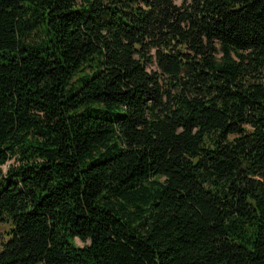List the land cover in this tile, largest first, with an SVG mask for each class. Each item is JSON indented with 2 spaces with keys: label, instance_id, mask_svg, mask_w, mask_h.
Instances as JSON below:
<instances>
[{
  "label": "trees",
  "instance_id": "obj_1",
  "mask_svg": "<svg viewBox=\"0 0 264 264\" xmlns=\"http://www.w3.org/2000/svg\"><path fill=\"white\" fill-rule=\"evenodd\" d=\"M10 160L0 264H264V0H0Z\"/></svg>",
  "mask_w": 264,
  "mask_h": 264
},
{
  "label": "rangeland",
  "instance_id": "obj_2",
  "mask_svg": "<svg viewBox=\"0 0 264 264\" xmlns=\"http://www.w3.org/2000/svg\"><path fill=\"white\" fill-rule=\"evenodd\" d=\"M181 1L182 0H175V2L177 4H181ZM12 162H13V160L8 161L6 164L2 165L0 169L5 172ZM10 226H11V224L9 222H5V221L1 222L0 221V245H1L2 241L8 237L7 232L10 229ZM76 242L80 246L84 245V243L78 238L76 239Z\"/></svg>",
  "mask_w": 264,
  "mask_h": 264
}]
</instances>
